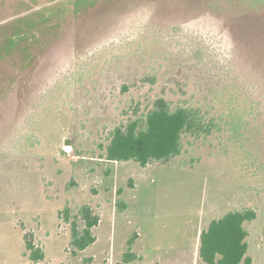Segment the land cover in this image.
<instances>
[{"label":"rangeland","instance_id":"obj_1","mask_svg":"<svg viewBox=\"0 0 264 264\" xmlns=\"http://www.w3.org/2000/svg\"><path fill=\"white\" fill-rule=\"evenodd\" d=\"M21 31L0 57V264H203L202 230L243 207L264 264V0H0V49ZM161 96L217 119L252 109L258 168L224 126L165 164L106 159L110 131ZM84 204L100 221L77 250L60 212Z\"/></svg>","mask_w":264,"mask_h":264},{"label":"trees","instance_id":"obj_2","mask_svg":"<svg viewBox=\"0 0 264 264\" xmlns=\"http://www.w3.org/2000/svg\"><path fill=\"white\" fill-rule=\"evenodd\" d=\"M24 35L21 31L10 36L0 49V57L14 51L16 45H21L26 38ZM203 53L205 52L201 54ZM205 56L206 54L203 57ZM201 61L208 65L216 63L210 57ZM127 88L125 85L124 90ZM252 114V109L233 104L217 119L208 117L200 107L173 105L169 99L161 96L155 99L147 112L129 118L110 131L104 156L110 161H135L142 167L154 163L165 164L183 153L186 136H208L222 130L224 126L231 140L246 157L251 155V159L247 158L250 160L249 167L257 169V158L247 148V141L253 139V136L247 134ZM262 175L264 176V171ZM60 217L71 225V245L77 250H84L96 241L93 229L99 224L100 216L90 204L80 206L76 213L66 207L60 212ZM256 217V208L243 207L212 219L200 235L199 255L203 264H252V257L247 254L249 230L246 223ZM136 236L137 234L128 241L124 255L126 262L141 257L132 251ZM24 240L31 260L39 262L45 259L44 248L34 243L32 235L26 233Z\"/></svg>","mask_w":264,"mask_h":264}]
</instances>
